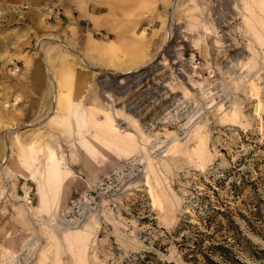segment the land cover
Listing matches in <instances>:
<instances>
[{
	"label": "rangeland",
	"instance_id": "obj_1",
	"mask_svg": "<svg viewBox=\"0 0 264 264\" xmlns=\"http://www.w3.org/2000/svg\"><path fill=\"white\" fill-rule=\"evenodd\" d=\"M10 2L0 264H210L173 232L207 212L215 264H264V0Z\"/></svg>",
	"mask_w": 264,
	"mask_h": 264
},
{
	"label": "trees",
	"instance_id": "obj_2",
	"mask_svg": "<svg viewBox=\"0 0 264 264\" xmlns=\"http://www.w3.org/2000/svg\"><path fill=\"white\" fill-rule=\"evenodd\" d=\"M222 180L221 177H217L216 181L217 183ZM212 192H214L213 188H210ZM200 198H206L208 197L207 192H201L199 194ZM213 211H219L218 208L213 207ZM199 216V220L196 222H191L188 218H182V220L179 221L177 226L174 229V234L176 235L178 241L177 245L183 247V253L182 258L186 259L191 257L194 258V253L199 252L203 258V260L210 264H215L213 260L209 257L211 253H214L218 250H222L225 248V245L228 243V240L221 236L222 234H219L217 236L218 232L222 228V224H220L218 221H216L212 214L210 213H203L201 216ZM201 223L203 225V228L198 227V223ZM192 228V229H191ZM188 231L193 235L194 237L190 239V242L188 243L186 240L188 238ZM187 232V233H186ZM206 241V243L203 244V241ZM192 256H187V255ZM222 255L221 253H219ZM224 257V256H223ZM132 264H174L172 261H166L162 259H158L154 257V254L149 251H143L141 254L136 255L133 259Z\"/></svg>",
	"mask_w": 264,
	"mask_h": 264
},
{
	"label": "built area",
	"instance_id": "obj_3",
	"mask_svg": "<svg viewBox=\"0 0 264 264\" xmlns=\"http://www.w3.org/2000/svg\"><path fill=\"white\" fill-rule=\"evenodd\" d=\"M60 10L59 7L56 5H50V6H46L44 8V15L46 18H57L59 16Z\"/></svg>",
	"mask_w": 264,
	"mask_h": 264
},
{
	"label": "crops",
	"instance_id": "obj_4",
	"mask_svg": "<svg viewBox=\"0 0 264 264\" xmlns=\"http://www.w3.org/2000/svg\"><path fill=\"white\" fill-rule=\"evenodd\" d=\"M11 2H10V0H0V12H2V11H5V6H7L8 4H10ZM7 9H9V6H7ZM61 13V12H60ZM61 15V14H60ZM59 15V16H60ZM58 16V17H59ZM62 18H61V20L64 18H67V16H66V14L65 13H63L62 12V16H61ZM101 47H103V46H101ZM103 50H105V49H99V52L100 53H103L104 51ZM3 69V68H2ZM44 89V88H43Z\"/></svg>",
	"mask_w": 264,
	"mask_h": 264
},
{
	"label": "bare ground",
	"instance_id": "obj_5",
	"mask_svg": "<svg viewBox=\"0 0 264 264\" xmlns=\"http://www.w3.org/2000/svg\"><path fill=\"white\" fill-rule=\"evenodd\" d=\"M25 163V162H24Z\"/></svg>",
	"mask_w": 264,
	"mask_h": 264
}]
</instances>
